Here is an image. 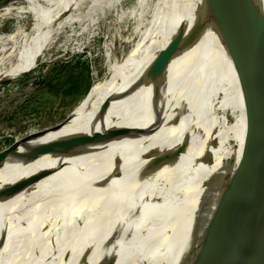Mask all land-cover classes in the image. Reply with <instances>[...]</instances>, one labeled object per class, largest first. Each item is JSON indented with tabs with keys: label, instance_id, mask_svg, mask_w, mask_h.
Here are the masks:
<instances>
[{
	"label": "bare ground",
	"instance_id": "obj_1",
	"mask_svg": "<svg viewBox=\"0 0 264 264\" xmlns=\"http://www.w3.org/2000/svg\"><path fill=\"white\" fill-rule=\"evenodd\" d=\"M257 2L264 11V0ZM210 6L172 0L142 36L113 40L109 0L0 2V84L50 54L82 52L87 40L79 37L94 26L110 42L105 74L55 136L82 146L63 143L67 153L25 167L11 157L0 168V264H206L257 228L249 206L264 203V154L255 160L253 143L248 158L242 149L264 108V79L240 85L225 48L229 27L203 36ZM196 14L200 27L186 26L175 53L155 64L174 22ZM11 17L16 27L4 34ZM241 153L253 169L237 176ZM262 237L240 255L246 264H264Z\"/></svg>",
	"mask_w": 264,
	"mask_h": 264
},
{
	"label": "rangeland",
	"instance_id": "obj_2",
	"mask_svg": "<svg viewBox=\"0 0 264 264\" xmlns=\"http://www.w3.org/2000/svg\"><path fill=\"white\" fill-rule=\"evenodd\" d=\"M3 1L6 0H0V2ZM109 2L111 12L114 11V13H111L105 21V26L110 28L113 40H120L123 39V36L131 37L133 34L135 37L142 36L147 31L149 22L156 19L160 6L172 2V0H109ZM225 6L224 0H217L214 10H221ZM115 10L117 11L115 12ZM216 14L215 12L214 15L218 18L219 16ZM236 17L237 14L235 16L231 11L218 29L217 22L213 21L212 16L209 15V20L207 19L204 25L201 24L203 36L209 37L225 30L234 24L237 20ZM195 18L196 20L202 19V14H196V17L191 15L184 21L179 19L174 22L173 38L160 54L165 53L171 47L173 49L179 47L186 26L193 25L196 21ZM220 18L221 16L218 19ZM200 20L198 23L196 21L193 26H198ZM110 21L115 25L111 26ZM15 22L16 19L12 17L5 21L2 33L8 34L14 31ZM94 27L93 29H96L94 32L89 28L88 33L79 37V40H87V46L82 52L76 53L74 49H69L67 52L50 54L40 58L38 65L31 71L0 84V154L8 150L14 142H19L24 138L27 139V142L18 148L19 152L45 137H50V135H54L53 139L55 136H59L64 131V127L70 123L73 110L80 106L92 84L105 74V60L102 51L104 45L107 42L110 43L109 37L107 33H104L105 30L102 32L99 30L100 28ZM75 42L72 41V48H76ZM127 44L125 42L121 46V50L116 46V51L127 50ZM145 74L146 72H143L142 75ZM74 84L76 85L74 93L65 94L66 90ZM56 137L51 142H54ZM10 158L8 157L3 165ZM3 197H0V203ZM149 228L147 226L145 230ZM131 233L132 235L136 234L137 229L131 230Z\"/></svg>",
	"mask_w": 264,
	"mask_h": 264
},
{
	"label": "water",
	"instance_id": "obj_3",
	"mask_svg": "<svg viewBox=\"0 0 264 264\" xmlns=\"http://www.w3.org/2000/svg\"><path fill=\"white\" fill-rule=\"evenodd\" d=\"M210 1L211 6L209 9V15L212 16L213 21L217 22L218 29L221 27V24L226 20L231 11L235 14V16L237 14L240 17H236L238 19L235 21L233 26L227 29V33L226 30L224 32V36L226 35L224 42L227 55L240 85L247 86L255 84V80L259 75H261L264 79V11L257 0H224L226 2V6L218 11H216V9L214 10V5L217 0ZM215 12L217 13V16H221L220 19H218L219 17H215ZM177 48L173 49L172 47L165 53L160 54L155 60V64L167 61V57L173 55ZM251 88H253V86ZM244 101L248 104V108H246V110L249 109V113L252 112L253 106L250 98L245 97ZM247 117L249 118V115ZM256 119L257 123L253 124L246 131V139H248V143L243 145L242 152L245 154L243 155L241 153V158L235 172L237 176L245 173L249 169H253L251 168L252 161L250 162L249 167V165L243 164L242 158V155L247 158L250 156L247 152H250L251 143H253L252 148L255 153L252 157H254L255 160L260 159V157L264 154V108L259 111L257 110ZM26 142L27 139L24 138L19 142H14L15 144L13 143L8 150L3 151L0 154V167L8 157H12L15 164L25 167L39 159V157L52 154L55 150H59L60 152L63 151L65 153L68 152L67 150L61 149L60 144L65 143V141H55L33 147L27 146L23 148V151L19 152L18 148ZM65 144L67 146H71L72 148L82 146L80 143L73 142H67ZM258 145L261 146L259 150L256 149ZM248 179L249 178H247V180ZM249 209L253 223L257 224V228L253 232L247 233L244 238H241L231 251L219 260H217L219 256L218 251L216 252L215 250L214 253L216 252V254L212 256L211 260L209 258V262L206 264H236L237 262H239V264H246L245 258L240 259V255L243 250L247 245H250L252 242L256 241L259 236L262 237L264 234V217L262 215V212H264V203L262 205L259 203V200L257 201V199H253ZM239 228L243 229L244 226H239ZM262 240L264 241V239ZM208 243L209 239L206 240L205 244ZM254 249L257 251V248L254 247ZM210 255L211 254L208 252L206 255L207 258Z\"/></svg>",
	"mask_w": 264,
	"mask_h": 264
},
{
	"label": "trees",
	"instance_id": "obj_4",
	"mask_svg": "<svg viewBox=\"0 0 264 264\" xmlns=\"http://www.w3.org/2000/svg\"><path fill=\"white\" fill-rule=\"evenodd\" d=\"M75 90H76V85L74 84V85H72L71 87H69V88L66 90L65 94H66V93H68V94L74 93Z\"/></svg>",
	"mask_w": 264,
	"mask_h": 264
}]
</instances>
